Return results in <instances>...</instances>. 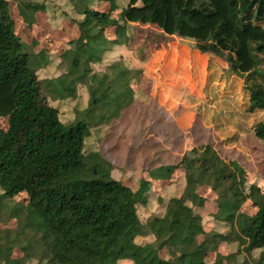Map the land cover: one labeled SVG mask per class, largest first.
Returning a JSON list of instances; mask_svg holds the SVG:
<instances>
[{
	"label": "trees",
	"instance_id": "16d2710c",
	"mask_svg": "<svg viewBox=\"0 0 264 264\" xmlns=\"http://www.w3.org/2000/svg\"><path fill=\"white\" fill-rule=\"evenodd\" d=\"M15 2L29 25L46 11L34 0ZM69 2L77 17H64L76 26L78 37L60 55L66 70L42 80L38 72L48 66L49 56L34 52L37 43L21 39L10 2L0 0V117L8 119V129L0 128V215L8 211L18 222L16 229L0 228V264H32L39 252L37 264H119L126 259L209 264L212 254V264H264V192L255 186L245 190L247 173L238 162L201 145L194 156L186 152L180 163L149 171L151 180L169 181L182 166L188 168L183 193L171 198L164 215L144 223L138 212L149 203L151 182L142 178L134 191L112 177V164L100 152L85 150L93 127L119 119L134 102L132 83L140 82L143 70L123 61L103 73L93 68L113 45L129 43L131 23L193 39L201 53L222 58L244 79L248 112L264 111V0H129L125 6L120 0ZM104 4L108 11L101 9ZM116 8L122 10L119 17ZM81 86L87 88L88 106L67 125L50 101H75ZM254 133L264 141V123ZM199 186L217 196L214 218L229 232L206 231L199 211L207 199ZM21 194L28 203L16 202ZM248 202L253 214L242 211ZM148 237L153 239L137 241ZM233 246L236 252L230 251ZM16 249L25 255L13 258ZM258 250L260 256L252 257Z\"/></svg>",
	"mask_w": 264,
	"mask_h": 264
},
{
	"label": "rangeland",
	"instance_id": "374dc122",
	"mask_svg": "<svg viewBox=\"0 0 264 264\" xmlns=\"http://www.w3.org/2000/svg\"><path fill=\"white\" fill-rule=\"evenodd\" d=\"M7 1L21 39L28 45L37 43L34 52L46 51L49 56L48 66L38 72L39 78L53 79L61 75L67 66L60 55L69 49V42L78 37L76 26L64 17H77L69 0H34L46 8L37 13L34 25L24 21L15 0ZM128 2L120 0L123 6ZM104 5L101 9L108 11L110 6ZM114 10L119 17L122 10ZM129 37L127 45H113L103 62L93 68L103 73L112 63L123 61L129 68L143 70L140 82L132 83L134 102L119 119L92 128L86 152H100L112 164V177L137 191L142 177H149V171L175 165L185 156L184 152L194 156L196 147L210 145L223 159L236 161L245 169L246 191L255 186L264 192V141L254 133L255 126L264 123V111L248 112L250 94L244 79L236 76L222 58L198 51L193 39L169 36L154 26L141 23L130 24ZM261 69L264 71V64ZM88 101L87 88L81 86L75 101L50 102L59 108L62 122L70 125L78 118L77 113L87 108ZM0 128L8 129V119L0 117ZM179 183H176L174 196L183 188ZM209 191V196L215 194ZM16 202L28 203L27 195H19ZM162 204L154 202L140 206V219L145 223L153 215L162 216L166 208ZM204 209L200 211L207 230L230 231V227L214 218L215 203H209V208ZM242 211L255 212L250 202ZM17 223L8 211L0 215L1 229H16ZM152 239L139 238L137 241L146 243ZM230 251L236 252L237 246ZM223 253L228 252L223 250ZM260 253L255 251L252 257L258 258ZM24 255L23 249H16L13 258ZM244 255L240 261L245 259ZM38 256L31 260L32 264L39 263ZM161 257L169 258L166 253H161ZM214 259L215 254H212L207 262L212 264Z\"/></svg>",
	"mask_w": 264,
	"mask_h": 264
},
{
	"label": "crops",
	"instance_id": "0c3cea01",
	"mask_svg": "<svg viewBox=\"0 0 264 264\" xmlns=\"http://www.w3.org/2000/svg\"><path fill=\"white\" fill-rule=\"evenodd\" d=\"M185 154H186V152H184L183 155H185ZM182 158L180 159V161L182 160ZM180 161L178 163H180ZM178 163H176V164H178ZM187 172H188V168H186L185 166H182L179 170L176 171V173L172 176V178L169 181H163V180L153 181L150 179V177H147L146 180L151 182L150 190L148 191L147 195L150 194L151 198L155 197V199H156L155 201H152L150 198L149 203H151V204L154 202L157 203V202H159V199H161L162 200L161 203H163L162 205L163 206L165 205V207H166L168 202L171 200V198L179 197L183 193L184 188L186 186ZM177 182H180L179 184H182L183 188L179 192L178 196H174L173 193L176 192V190H177V188H176ZM198 192L200 195H202L203 197H205L207 199L206 204L204 206L205 207L204 210H207L209 208V203H215L217 205V203L215 201L217 196L215 194H213V196H209V194H210L209 187L199 186ZM217 209H218V207H217ZM165 210H166V208H165ZM199 212L201 214V211H199ZM164 214H165V212H164ZM205 229H206V227H205ZM206 231H210V230L206 229ZM119 264H134V262L126 259V260H121Z\"/></svg>",
	"mask_w": 264,
	"mask_h": 264
}]
</instances>
